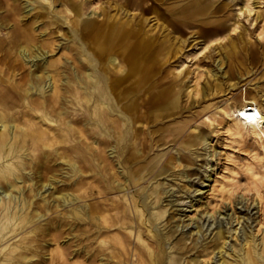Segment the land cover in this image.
I'll use <instances>...</instances> for the list:
<instances>
[{
  "label": "rangeland",
  "instance_id": "374dc122",
  "mask_svg": "<svg viewBox=\"0 0 264 264\" xmlns=\"http://www.w3.org/2000/svg\"><path fill=\"white\" fill-rule=\"evenodd\" d=\"M63 1L55 0V7L62 8ZM68 1H75L85 14L93 8L96 11L93 17L97 20L115 17L124 20L130 28L140 26L144 32L153 36L155 41H159L160 46L168 44L170 51L166 54V60L158 52L159 57L154 59L153 76L148 79L149 81H140L138 74L132 73L123 87L130 86L134 90L128 97L119 101L108 95L105 88L103 89L104 76L101 71L95 72L99 76L102 93L106 94L111 103L112 108L106 109V112L110 118L117 120L119 127H115L116 130L109 133L98 129L95 121L87 115H84L81 121L82 123L90 121L87 125L84 124L88 128L87 133L89 128L98 129V133L94 134V140H98L99 136L106 137L111 141V145L95 150L79 147L76 154L67 152V149L64 152L62 148L56 149L43 144L38 150H34L38 152L37 160H42L43 151L55 155L47 163L53 166L51 173L59 181L53 182L55 185L53 189V184L42 189L45 200H41L40 196L33 197L41 205L43 217H39L23 230H18L7 242L0 244V249L6 245H11L10 249L13 248V245L18 244L20 237L30 236V231L42 224L43 227H50L51 233L54 227H59L62 230L58 237L60 240L54 242L51 235L43 236L39 254L30 260H42V264H53L54 258H51L50 253H57L59 247L64 249L63 259L67 264H85L87 263L85 256L75 252L80 244H76L77 238L71 233L72 231L78 233V230H70L72 224L76 222L71 217H64V213H68L74 205L97 201L99 199L95 197L97 191L91 192L93 188L107 189L110 200L118 199L124 192L130 197L133 194L137 198L138 208H141L143 207L142 195L156 185L162 192L160 206L166 208V215L151 221L150 225L146 226L145 222L140 223L139 213L138 217L134 218V223L123 230L127 234L133 233L134 242L137 241V233L141 229L144 230V238L148 242L154 241L157 245L156 255L161 250V241L170 247L185 235L188 237L186 242L189 244L198 235L195 233L196 221L207 219L210 216L208 213L213 212L210 219L213 220L215 217L224 220L227 229L226 238L211 240L214 229L204 230L201 240L205 244L189 248L190 250L184 252L185 264H219L222 259H226L231 264H239L238 254L246 253L254 244L262 248L264 185H261V178L264 177V96H261V93L264 92V0ZM245 2H248L252 11H246L239 16V8L244 7ZM20 5L23 7V3ZM65 14L71 15L68 10ZM40 27L43 29L42 26ZM60 27L61 30L57 32L58 40L71 44L79 52L78 46L70 40L73 39V35L71 36L73 29L70 25L62 22ZM38 34H41V40L47 36L40 32ZM69 36L71 38L67 39ZM87 46L85 43L82 44V47ZM63 50L66 55H69L67 50L64 48ZM61 52L62 50L51 57H58ZM84 54L90 56L91 51L90 54L89 52ZM78 56L82 58L84 55L78 53ZM117 58L115 68L121 66L127 70L129 65L120 53ZM94 67L98 68V64ZM28 70L26 66V71ZM169 87L174 88L176 105L163 108L162 105L165 106L169 98L166 95H159V91ZM249 91L258 92L260 97L258 101L261 106L260 120L262 121L255 122L256 133H251L241 123L238 133L223 134V127L238 113V100ZM21 100L24 101L23 97L20 98V102ZM34 114L32 118L33 121H37L35 125L38 131L47 136L48 141L53 139L58 141L59 137H52L51 134L59 131L52 129V132L49 129L50 125H47V120L43 119V116L41 117L40 110L39 112L36 110ZM38 118L42 120L40 124ZM199 134H202L200 141L194 140V136ZM90 139L84 137L89 144ZM133 139L137 142L128 144V141ZM92 146L95 147L96 143ZM137 147H141L143 151L145 148V153H138L135 159H130L129 154ZM111 150H114V153H111ZM156 152L163 153L160 161L155 167L153 165L149 172H142L150 166L148 161ZM59 157L65 161H61ZM74 157L77 159L76 166H79L83 173L72 174L67 162ZM141 159H146V163ZM167 162L170 163L165 175L156 176L159 168ZM105 163L107 167L114 164L117 174L113 173V175L109 172ZM141 167H143L142 170ZM187 170H196L197 173L190 177L186 173ZM113 177L126 178L128 186L125 189L117 186V182H113ZM226 188L232 189L230 196L226 194ZM63 191L73 192L77 198L71 201H58L57 194ZM240 194L246 198L241 200ZM152 200L153 197L148 198V206H144V217H149L148 219H151L152 212L157 208L152 207ZM81 224L85 225L84 228L87 227L85 223L81 222ZM244 225H249V230L255 235L254 241L244 243L242 228ZM174 226H178L177 233L168 235V229H173ZM149 227L152 232H148ZM153 232L157 234L160 242L152 235ZM120 235L117 231L111 230L105 234V237L110 241L114 237L122 238ZM80 236L81 234L78 237ZM223 241L226 244L220 248ZM126 242L130 247V243L127 240ZM234 242L236 247L238 246L234 249L236 252L230 248ZM219 249L225 252L220 253ZM79 251L84 253L86 248ZM195 255H199L197 261L192 260ZM4 257L5 255L0 252V264L7 263ZM133 260L137 262L136 258ZM157 261L158 264L168 262L167 258H157ZM23 264L29 263L24 260ZM131 264L134 263L131 262ZM181 264H184L183 261Z\"/></svg>",
  "mask_w": 264,
  "mask_h": 264
},
{
  "label": "bare ground",
  "instance_id": "6f19581e",
  "mask_svg": "<svg viewBox=\"0 0 264 264\" xmlns=\"http://www.w3.org/2000/svg\"><path fill=\"white\" fill-rule=\"evenodd\" d=\"M21 3H23V7H21ZM62 5V8L55 7V0H0V244L7 242L18 230H23L32 225L39 217H43L41 205L33 197L40 196L43 200L45 197L42 189L59 181L51 173L53 166L47 163L55 155L43 151L42 160H37L38 152H34V150H38L43 144L56 149L62 148L64 152L67 149V152L75 153L78 152L79 147L95 150L111 145V141L106 137L99 136L98 140L93 138L94 134L98 133V129L110 133L116 130L115 127H119L117 120L110 118L106 112V109L112 108L111 103L106 94L102 93V89H100L102 86L99 85L100 79L95 72L101 71L104 76L103 89L105 88L108 95L119 101L128 97L134 90L130 86L123 87L124 82L130 75L132 76V73H137L138 79L146 82L153 76L154 59L159 55L158 52L166 60V54L170 51L168 44L160 46L159 41H155L153 36L144 32L140 26L130 28L124 20L115 17L97 20L93 17L96 13L93 8L85 14L75 1L64 0ZM67 10L71 15L65 14ZM246 11H252L248 2H245L244 7L239 8L238 15L241 16ZM62 22H67L73 29L71 34L73 39H70L71 36L67 39L69 38L74 45L78 46L79 52L71 44L58 40L57 32L61 30ZM36 27L40 28L37 30ZM4 30L5 34L3 35ZM38 32L47 34V36L41 40V34ZM84 43L88 46L82 47ZM63 48L69 52L67 53L69 55L65 54ZM115 49L128 63L127 70L121 66L115 68V61L118 59ZM61 50L58 57H51ZM84 52H89L90 56L85 55ZM78 53L84 56L77 57ZM96 64H98V68L94 67ZM26 66L29 68L28 71H26ZM174 93L172 87L159 91V95H166L169 98L168 103L165 102V106L162 105L163 108L176 105ZM261 96H264V92L261 93ZM21 97H23L24 101H21L24 103L20 102ZM259 98L258 92L249 91L247 95L239 99L238 113L223 127L222 133L227 135L238 133L241 123L248 131L256 133L255 122L261 119ZM79 107L80 112H78ZM36 110L38 112L40 110L41 117L43 116V119L47 120V125H50L49 129L59 131L51 134L52 137H59L58 141H54L55 139L48 141L47 136L38 131L39 129L35 125L37 121H33L32 118ZM84 115L94 120L98 129L89 128L87 133L88 128L84 124L87 125L90 121L82 123L81 118ZM38 119V123H41V118ZM77 123H81V125H77ZM131 131L135 136L132 128ZM84 137L91 138L90 144L84 140ZM201 137L202 134L196 135L194 140L200 141ZM136 142L137 140L133 139L128 141V144ZM91 143H96V146H92ZM140 148L137 147L129 154L130 159H135L138 153H145V148L144 151ZM113 151L111 150V153H114ZM162 154L156 152L149 161L147 160L150 162L148 163L150 166L144 170L141 167L142 172H149L153 165L155 167ZM97 159L99 161V157ZM70 160L67 163L72 174H80L82 171L79 166H76L77 159L74 157ZM61 161H65V159L61 158ZM169 163L162 165L156 176L166 173ZM107 168L112 174H117L114 164L108 165ZM186 173L191 177L197 171L187 170ZM252 174L254 173L252 172ZM261 181V185H264V177L261 178ZM113 182H117V186L124 189L128 186L124 177L122 179L113 177ZM53 187H55L54 184L52 189ZM94 191H97V195H95L99 198L97 201L74 205L68 213L63 215L71 217L76 222L72 224L73 226L71 225L70 230H78V233L75 231L71 233L75 234L74 236L77 238L76 244H80L78 247L75 246L77 248L75 252L85 256L87 262L85 264H100L103 261L102 264H131V262L134 264H158L157 258H167V264H181L182 261L185 264L184 252L189 248L205 244L201 240L204 230L214 229L211 240L226 238L227 229L224 220L215 217L213 220L210 219L213 212H209L210 216L207 219L196 221L197 230L195 233L198 235L189 244L186 242L188 237L184 235L168 247L153 232L152 235L159 242L161 241V250L156 255L157 245L154 241L148 242L144 238V230L139 229L135 242L133 233L127 234L123 230L134 223V218L136 219L139 213L140 223L145 222L146 226H149L151 221H156L166 215V208L160 206L162 192L158 185L142 195L143 207L141 208H138L137 198L133 194L130 197L128 193L124 192L118 199L110 200L107 196V189L96 190L93 188L91 192L94 193ZM225 192L230 196L232 189L226 188ZM150 197H153L152 207L157 208L152 212L151 219L146 217L147 220L144 217V206H148ZM240 197L241 200L246 198L243 194H240ZM56 198L58 201L64 202L74 200L77 196L73 192L65 193L63 191L61 194H57ZM101 221H103L102 224ZM81 222L85 223L87 227L84 228L85 225ZM248 226L242 227L244 236H241L245 240L244 243L254 241L255 238ZM148 229V232H152L150 227ZM50 230V227H43L42 224H39L30 231V236L20 237L18 244L13 245L15 248L10 249L11 245H6L0 249L7 260L5 264H23L24 260L29 264H42V260L30 259L39 254L43 236L51 235L54 242L60 240L58 237L62 230L59 227H54L52 233ZM111 230L120 233L122 238L114 237L113 240L108 241L105 234ZM176 230L178 231V226H174L173 229L169 228L167 233L173 235ZM234 231H237V227ZM8 233L10 234L7 236ZM79 234H81L80 237H78ZM126 240L130 243V247ZM225 244V241L221 242L220 248H223ZM261 244L262 248L258 244H254L246 253L239 252L240 254L237 255L239 264H264V240ZM237 247L235 242L230 246L233 251ZM85 248L84 253L79 251ZM219 252L225 251L219 249ZM50 255L51 258H54L53 264H67L63 259V248L58 247L57 253H50ZM198 257L199 255H195L192 260L197 261ZM133 258H136L137 262ZM219 264L231 263L222 259Z\"/></svg>",
  "mask_w": 264,
  "mask_h": 264
}]
</instances>
